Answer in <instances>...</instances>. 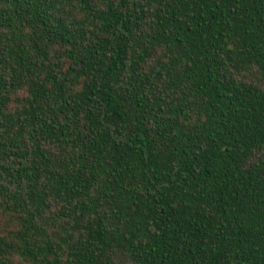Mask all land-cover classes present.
Wrapping results in <instances>:
<instances>
[{"label": "trees", "instance_id": "trees-1", "mask_svg": "<svg viewBox=\"0 0 264 264\" xmlns=\"http://www.w3.org/2000/svg\"><path fill=\"white\" fill-rule=\"evenodd\" d=\"M0 264H264V0H0Z\"/></svg>", "mask_w": 264, "mask_h": 264}]
</instances>
